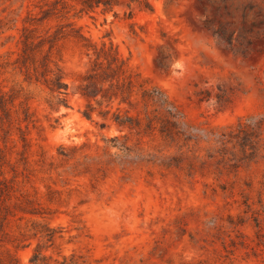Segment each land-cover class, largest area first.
Here are the masks:
<instances>
[{"label":"rangeland","instance_id":"374dc122","mask_svg":"<svg viewBox=\"0 0 264 264\" xmlns=\"http://www.w3.org/2000/svg\"><path fill=\"white\" fill-rule=\"evenodd\" d=\"M165 1L127 7L123 0L112 11L84 12L78 0H0V85L16 95L13 110L25 103L33 117L27 129L21 125L23 135L16 125L0 130V180L14 177L6 204L15 214L7 216L0 252L17 264H30L38 245L44 256L74 254L87 264H264V166H223L206 152L216 130L264 116V0H175L167 8ZM61 3L63 18L30 20ZM66 24L113 47L165 93L191 135L180 141L191 151L161 155L157 131L152 138L96 114L82 117L84 101L71 93L88 60L71 37L52 52L69 85V108L48 109L47 89L27 81L18 62L23 30L41 36ZM156 156L172 167L159 166ZM13 203L39 214L23 215ZM45 227L57 232L51 243L33 236Z\"/></svg>","mask_w":264,"mask_h":264},{"label":"trees","instance_id":"16d2710c","mask_svg":"<svg viewBox=\"0 0 264 264\" xmlns=\"http://www.w3.org/2000/svg\"><path fill=\"white\" fill-rule=\"evenodd\" d=\"M120 1L123 0H78V4L81 11L84 12H92L98 8L107 12L112 11ZM173 1L175 0H166L165 8ZM127 2V7H129L137 0H127ZM58 3L56 2V4ZM144 8L152 11V7L147 2H144ZM64 9L65 6L61 3L59 9L43 11L40 19L31 18L30 20L41 22L52 17L63 18L61 13ZM70 27L71 24L59 26L53 34L46 32L41 36L36 35L35 29L25 28L23 30L22 48L18 62L21 69L24 70L27 81L47 89L46 105L48 109L57 112L60 107L69 108V85L65 82V73L59 61L52 58V52L60 40L71 37L80 44L88 60L84 72L79 74V80L71 93L84 101V109L80 112L82 117L91 120L92 115L96 114L102 119L103 124L110 121L120 129L135 130L138 131V135L147 133L152 138L154 131H157L161 145H164V149L156 151L161 155L164 151L172 148L180 154L184 153L183 149L191 151L188 144L180 142L188 141L191 135L188 129L184 128L185 123L180 111L165 93L143 80L113 47L91 43ZM65 28L70 29L65 31ZM45 46L47 47L44 49ZM16 98L15 94L5 93L0 85V130L7 134L13 125H16L17 131L23 135L21 125L23 124L27 129L32 124L33 117L25 103H19L18 109L13 110ZM216 134L217 138L213 140V143L207 141L206 152L209 160L215 159V163L223 166L241 161V163L248 162L264 166V116L249 117L245 121L240 120L235 125L216 130ZM113 141H118V138L115 137ZM229 144L232 145L231 148L228 147ZM234 149L236 150L231 151ZM137 150L141 156L149 157L151 155L142 148H137ZM236 151L240 153L238 161L226 159L224 152L235 156ZM213 153L219 154L220 158H214L211 155ZM151 156L155 157L153 154ZM2 159L4 156H1L0 151V162ZM166 159L156 156L159 166L172 167L169 162H165ZM198 164L206 165L207 162L199 161ZM179 168L182 170V167ZM2 174L0 166V176ZM13 179L14 177L9 181L0 180V243L5 242L7 237L4 232V228L8 225L7 216H15L10 211V206L6 204L11 200L13 186L8 183L14 181ZM262 186L264 187V182ZM23 198L25 197L23 196ZM32 203L31 200H25L26 205H32ZM12 207L17 208L23 215L36 216L39 214L35 209L22 207V203H13ZM44 229L43 233L35 232L33 236L39 234L41 240L51 243L57 232L49 227ZM16 240L19 241V239ZM20 242L22 241H19L18 245ZM60 258L61 260H57L42 255L41 246L38 245L33 251L30 264H87L85 261H81V257L74 254ZM0 264H17L16 258L8 251L0 252Z\"/></svg>","mask_w":264,"mask_h":264}]
</instances>
